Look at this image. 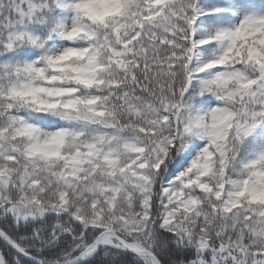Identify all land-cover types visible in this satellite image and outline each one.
Returning <instances> with one entry per match:
<instances>
[{"label":"snow or ice","instance_id":"snow-or-ice-1","mask_svg":"<svg viewBox=\"0 0 264 264\" xmlns=\"http://www.w3.org/2000/svg\"><path fill=\"white\" fill-rule=\"evenodd\" d=\"M0 264H264V0H0Z\"/></svg>","mask_w":264,"mask_h":264}]
</instances>
